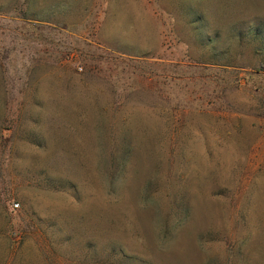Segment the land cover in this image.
<instances>
[{"label": "rangeland", "instance_id": "obj_1", "mask_svg": "<svg viewBox=\"0 0 264 264\" xmlns=\"http://www.w3.org/2000/svg\"><path fill=\"white\" fill-rule=\"evenodd\" d=\"M0 264H264V0H0Z\"/></svg>", "mask_w": 264, "mask_h": 264}, {"label": "built area", "instance_id": "obj_2", "mask_svg": "<svg viewBox=\"0 0 264 264\" xmlns=\"http://www.w3.org/2000/svg\"><path fill=\"white\" fill-rule=\"evenodd\" d=\"M81 70V69H80Z\"/></svg>", "mask_w": 264, "mask_h": 264}]
</instances>
